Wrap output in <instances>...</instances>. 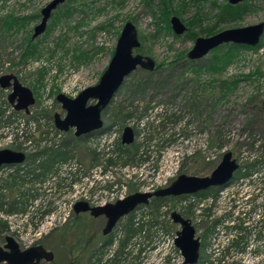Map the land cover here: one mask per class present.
<instances>
[{
    "label": "rangeland",
    "instance_id": "rangeland-1",
    "mask_svg": "<svg viewBox=\"0 0 264 264\" xmlns=\"http://www.w3.org/2000/svg\"><path fill=\"white\" fill-rule=\"evenodd\" d=\"M49 1L0 0V75H16L35 96L29 113L16 111L7 102L10 88H0V149L9 148L29 154L43 149L42 146L61 142H55L58 139L46 133L53 124V114L64 115L55 96L63 92L73 97L71 92L78 93L98 82L113 55L125 22L131 21L137 29L140 46L134 52L151 57L158 70L155 67L152 74H147L150 71L137 66L125 77L124 85L101 112L103 127L86 140L78 141L75 158L54 163L32 183L7 185L0 191L5 199L12 202L20 197L21 192H31L33 195L28 194L27 208L22 213H27L39 224L46 213L67 205L74 192H78V200L98 205L106 199V202H114L108 197L119 196L122 186H125L126 195L148 191L145 179L153 176V170H166L172 165L168 154L173 150L185 154L177 175L198 176L209 175L223 153L230 150L239 168L254 160L260 161L245 167L249 175L241 177L235 172L234 178L226 185L211 190L206 196L190 194L182 200H168L156 211L143 204L145 207L135 211L134 222L137 225L146 224L151 217L163 221L170 211H182L193 221L196 235L200 237L202 246L199 253L207 256L206 248L213 244L223 246L226 250L222 252L224 255L230 256V251L231 255H236L238 244H243V231L247 227L264 230V152L255 151L247 140L252 133L264 136V33L259 47L234 50L232 62L219 67V71H213L206 67L210 58H220L227 49L213 50L204 57L207 59L188 62L186 54L194 39L185 35L186 32L176 35L172 29L168 31L164 22L156 24L158 20L145 0H66L64 3L72 1L69 4L75 8L71 14L62 17L56 8L47 21L45 31L32 38L33 28L41 18L40 10ZM151 1V7L157 11V0ZM225 2L175 0L174 6L178 7V14L175 15L187 26V22L192 20L193 30L196 31L213 25L219 7ZM245 2L251 6L242 19L220 23L217 31L264 20V0ZM6 16L18 17L21 24L7 29L3 26ZM99 25L105 28H97ZM198 36L206 35L202 33ZM29 50L35 54L23 58ZM147 75H150L147 78L150 80L166 81V86H151L144 93L130 90L132 82ZM221 84L229 88H223ZM4 101L10 105L6 112H2ZM148 102L159 105L144 114L142 109ZM120 104L125 109L124 113L118 114ZM134 110H137L135 117H122ZM125 126L133 128V142L141 144L140 151L151 152L149 161H141L139 157L128 165H123L122 159H118L116 164L106 162L108 157H113L115 145L121 143V132ZM69 131L73 133L74 128ZM65 133L59 138L72 141ZM13 169L5 167V177ZM84 194L89 199H84ZM245 200H249L246 204H250L248 212H243L240 207ZM0 212L6 214L1 209ZM257 213H260L259 219ZM127 221L125 216L119 223L124 237ZM170 221L166 222L169 231L179 229ZM11 222L18 224L19 219ZM247 222L249 226H246ZM104 224L103 216L92 217L89 212L75 214L72 211L64 223L50 229L35 243L54 253L53 261H41L40 264H66L69 260L75 264H89L93 249L105 239L101 232ZM19 225L24 226V223ZM6 235L13 236L23 248L26 237H19L6 226L0 230V245Z\"/></svg>",
    "mask_w": 264,
    "mask_h": 264
},
{
    "label": "water",
    "instance_id": "water-1",
    "mask_svg": "<svg viewBox=\"0 0 264 264\" xmlns=\"http://www.w3.org/2000/svg\"><path fill=\"white\" fill-rule=\"evenodd\" d=\"M65 1L50 0L41 8V18L33 28L32 38L45 31L52 12ZM227 1L236 5L244 0ZM169 23L176 35H182L188 29L187 25L177 15L170 16ZM263 33L264 20L253 25L223 29L208 36H198L186 57L193 61L199 60L212 49L228 43L255 46ZM139 46L140 41L135 25L131 21L125 22L117 38L113 55L98 82L83 88L75 97H69L63 92L55 96V100L64 111V115L58 112L53 114L55 128L62 132L74 128V136L76 137L100 130L103 127L101 112L111 102L125 77L137 66L150 72L155 70L156 64L151 57L134 52V49ZM0 88H10V92L7 94V102L14 110L29 113V107L35 103V96L33 91L23 85L16 75H0ZM93 100V103H89ZM134 137L133 128L125 126L121 133L120 142L129 145L134 141ZM25 158L26 154L22 151L9 148L0 149V166L20 164ZM238 167L237 159L233 156L232 151L228 150L223 153L220 162L209 175L198 176L181 173L165 187L154 191H136L115 202H108L103 205L92 206L85 200H78L73 205V212L75 214L89 212L92 217L103 216L105 224L101 232L106 236L119 219L128 215L136 206L147 204L152 197L194 194L210 187L224 186L231 180ZM170 218L173 223L180 226L176 231L175 244L184 257V264H195L199 256L200 240L199 237L195 236V228L191 220L177 210L170 212ZM53 260V251L46 249L43 245L36 244L21 248L11 235H6L4 244L0 245V264H40L41 261L51 262Z\"/></svg>",
    "mask_w": 264,
    "mask_h": 264
},
{
    "label": "trees",
    "instance_id": "trees-1",
    "mask_svg": "<svg viewBox=\"0 0 264 264\" xmlns=\"http://www.w3.org/2000/svg\"><path fill=\"white\" fill-rule=\"evenodd\" d=\"M69 1H67L66 3L62 4L61 6L59 5L57 7V11H60L59 13L62 14V17L63 16H65V17L69 16L71 14V10L75 9L72 6V4H69L72 1L71 2H69ZM174 1L175 0H157V3L155 4L157 7V11H156V10H153V6L151 7V5H152L151 3H153V2L145 0V4L149 6L151 12L155 15L156 19L158 20L156 22V24L159 25L162 22H164V24L168 28L167 29L168 31H171V27L169 24L170 15L172 16V15L178 14V11H177L178 7L174 6ZM196 1H199V0H196ZM249 5L250 4H247V2H245V0L242 3L236 4V5L230 4L226 0V2L222 6L219 7V10L216 13V17H215L216 22L213 25L208 26V27H202V28H199L198 30L194 31L193 30V24L194 23L192 20H190L187 22L189 26H187L188 29H187L185 35H187V36H189L195 40V38L198 37V35L202 34V33L205 34L206 36L214 34L217 31L218 24L235 22V21L241 20L242 17L249 11ZM6 17H7V19L4 18L3 26H5L7 29H10L16 25L19 26L21 24V22L18 21V19H19L18 17H12V16H6ZM201 21H198V23L200 24ZM97 28L103 29V28H105V26L99 25ZM262 36H263V34H262ZM262 36H261V38H262ZM261 38H260V41L258 42V44H256L255 46L236 45V44L228 43V44H224L222 46H218V47L212 49L211 51L219 50L221 48L222 49L225 48L227 50L223 51L224 53L220 55V58H216L215 56L210 58V61L208 62L206 67H208L209 69H212L213 71H219V70H217L219 67L223 68L228 63L232 62L233 56H234L233 55L234 50L237 51V50L255 49V48L260 46ZM34 54H35L34 51L29 50V52L27 51L26 54L23 55V58L33 56ZM79 55H82V53ZM75 57L77 59V55ZM80 57L81 56H79L78 59H80ZM204 59H207V58H204ZM212 59L214 61H211ZM216 59H218V60H216ZM217 61H219V63ZM188 62H193V60H188ZM221 65H222V67H221ZM197 66H199V65H197ZM156 70H158L157 66H156ZM147 74H152V72H147ZM149 77H150V75H147L145 77H141L136 82H132L130 84V90L140 91V92L144 93L151 86H156L158 88L166 86V81H156V80L147 79ZM221 86L223 88H226V87L229 88V86H225L223 84H221ZM153 90L157 91L156 88H153ZM158 105L159 104H156L155 102H153V104L151 102H148L146 104V106L143 107L142 111L144 112V114H147L149 112V110L153 109L154 107H156ZM9 106L10 105L6 101H4V109L2 112H6L9 109ZM124 109H125V107L123 106V104H120V106L118 108V114H121ZM0 110H1V108H0ZM136 111L137 110L127 112L122 117H135ZM12 112L16 113L14 110ZM51 126L53 127V125H51ZM46 133H49V130L46 131ZM94 133L95 132H92L89 134H84V135L76 137L70 131L66 132L65 134H67L69 137H71L72 141L66 140V138L64 137V139H62L61 142H59L57 145L54 144L53 146H42V147H44L43 149H40L37 151H32L29 154H26V159H25L23 164L21 163V164H10V165L0 166V167H7L8 166V167L14 168L13 171L10 172L8 174V176L5 178V180L2 183H0V191L4 190L5 187L11 183H16V182L19 184H24L26 182L32 183L37 178L39 179L41 176H43L44 173L46 171H48L51 167H53L52 165L54 163L61 162V161L67 162L68 160L75 158L74 155H75V151H76V144H78V141H80L82 139L86 140V138H89ZM135 133L137 134L136 131H135ZM247 140H249V145L251 147H253L255 149V151L260 150L261 152L262 151L264 152V136L260 137V136H256V134L252 133V134H249V136L247 137ZM140 148H141V144L137 143V142H132L129 145H122L121 143H117L115 145V148L113 149L114 150L113 157H110V158L108 157L106 159V162L109 165L110 164H116L118 162V159H122L123 160L122 164L128 165L130 162L133 163L139 157L142 158V159L139 158L141 161H143V160L149 161V159L151 158V152H149V150H146V151L141 150L142 151L141 152ZM252 156H255V155L253 154ZM258 161H260V159L252 161L249 165H246L245 167H250L252 165H256V163ZM245 167L238 168L237 171H235L236 174H239L241 177H245V176L249 175L248 169H247V171H245ZM232 178H234V176ZM215 188H218V187H210L207 190L200 191V192L196 193V195L197 196H200V195L206 196L209 193H211V190H214ZM28 194H29V196L33 195L31 192L29 193L28 191H23L20 193L19 198H17L16 200H13L12 202H8L5 199V195L2 192H0V209L2 211L6 212V214L15 213V212H24L27 208L26 202L28 201V199H27ZM185 197H187V195L152 197L149 200V202L145 205H146V207H150L153 211H156V210H160V208L163 205H165V203L168 200L169 201L172 199L173 200H176V199L181 200V199H185ZM145 205L142 204V205L136 206V208L126 216V218H128L127 223L124 225V229L126 230V236L120 241L121 246H124L125 244H127L129 238L133 234L137 233L139 230H141L144 227H146L148 230L152 229L154 226H159L163 229H168V227L166 225V222L168 220L167 218H165L162 221L160 219L153 220L152 219L153 217H151V220H149V222H147L146 224L141 223L138 226H134L133 219L135 217L134 216L135 211L137 209L145 207ZM47 211H49V210H47ZM168 212L169 211H167V213ZM180 213L182 215H184L185 217H188V215H186V213H184L182 211H180ZM73 216H74V214H73ZM0 226L2 229V227L6 226V225L4 223L0 222ZM111 240H112V235L109 234V235L105 236V239L101 243L100 246L104 247L105 245H109L111 243ZM100 246L97 245L95 247V249H93V252L91 254L92 257L97 256V254L100 251L98 249ZM102 247H100V248H102ZM66 264H75V262L73 260H69ZM89 264H91V261L89 262Z\"/></svg>",
    "mask_w": 264,
    "mask_h": 264
},
{
    "label": "built area",
    "instance_id": "built-area-1",
    "mask_svg": "<svg viewBox=\"0 0 264 264\" xmlns=\"http://www.w3.org/2000/svg\"><path fill=\"white\" fill-rule=\"evenodd\" d=\"M76 94L77 91L71 92L73 97ZM50 130L49 134L58 139V141L55 142L62 140V138H59L62 136V132L58 131L54 125L53 127L51 126ZM184 155L185 154L179 150H173L171 154H168V157L170 156L172 159V165L166 170L158 169L156 172L153 170V176L145 179L148 183L146 189H148V191H152L158 187L168 185L170 180L177 176L178 169ZM4 168L5 167H0V181L5 177V172H3ZM10 168L13 169V167ZM122 188V193H120L119 196L114 197L111 195L108 197V200L111 201L123 198L126 195L124 191L125 186H122ZM77 193L78 192H74L72 194L71 200L67 205L58 207L57 209L46 213L39 224H37L36 220L33 221L32 218L28 217L27 213L22 212H15L12 214L0 212L1 219L5 220L3 221L0 219V222L3 221L2 223L6 225V228H8L10 232H14L21 238L26 237V241L22 244V247H29L35 244L43 235H46L50 229L61 225L67 220L69 214L73 211L74 203L80 199ZM83 198L89 199L85 194L83 195ZM106 200L98 205L107 203ZM248 202L249 200H245V203L240 206L243 212H248L250 210V204L246 205ZM257 217L258 219L260 218V213H257ZM36 218L37 217L34 219ZM135 218L136 216L133 219L134 226H138L134 222ZM166 218L168 219L167 221L171 220L169 213ZM18 219V224L17 222L12 224V220L17 221ZM21 222L24 223V226L19 225ZM120 222L121 220L115 224L110 233V235H112L111 243L109 245H105L104 247L99 244L102 248H98L100 251L96 257L91 256V264H184V257L180 249L175 244L176 231H169V229L154 226V230L153 228L151 230L147 229L148 231L146 233L144 227L139 230V232L133 234L129 238L127 244L120 246L119 243L124 238L121 231V225L119 224ZM35 223L37 225H35ZM249 225L250 223L247 222L246 226ZM247 228L248 229L243 231L244 241L242 245L238 244L239 251L235 252L236 255H231L230 250H228L230 251V256L224 255L222 252H225L226 250L223 246L219 247L218 245L210 244L206 248L208 255L203 256L200 252L198 260L195 264H264V230H261L260 228L257 229L255 227ZM29 236L30 238L28 239ZM196 236L199 237L198 235ZM228 240L229 239L227 237V241Z\"/></svg>",
    "mask_w": 264,
    "mask_h": 264
},
{
    "label": "flooded vegetation",
    "instance_id": "flooded-vegetation-1",
    "mask_svg": "<svg viewBox=\"0 0 264 264\" xmlns=\"http://www.w3.org/2000/svg\"><path fill=\"white\" fill-rule=\"evenodd\" d=\"M124 81V80H123ZM124 83V82H123ZM122 83V85L120 87H122L124 84Z\"/></svg>",
    "mask_w": 264,
    "mask_h": 264
}]
</instances>
